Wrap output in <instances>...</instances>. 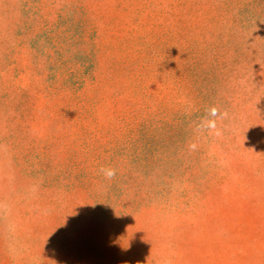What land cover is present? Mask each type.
Returning <instances> with one entry per match:
<instances>
[{"label":"rangeland","instance_id":"374dc122","mask_svg":"<svg viewBox=\"0 0 264 264\" xmlns=\"http://www.w3.org/2000/svg\"><path fill=\"white\" fill-rule=\"evenodd\" d=\"M0 264H264V0H0Z\"/></svg>","mask_w":264,"mask_h":264},{"label":"clouds","instance_id":"9594fccd","mask_svg":"<svg viewBox=\"0 0 264 264\" xmlns=\"http://www.w3.org/2000/svg\"><path fill=\"white\" fill-rule=\"evenodd\" d=\"M213 114H214V110H213ZM209 126H213V125H209ZM106 174L108 175V176H112L113 174H114V172L112 171V170H108L107 172H106Z\"/></svg>","mask_w":264,"mask_h":264}]
</instances>
